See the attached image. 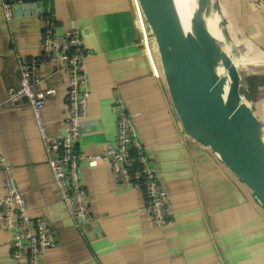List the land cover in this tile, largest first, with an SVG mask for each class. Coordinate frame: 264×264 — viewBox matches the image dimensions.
Wrapping results in <instances>:
<instances>
[{
  "label": "crops",
  "instance_id": "0c3cea01",
  "mask_svg": "<svg viewBox=\"0 0 264 264\" xmlns=\"http://www.w3.org/2000/svg\"><path fill=\"white\" fill-rule=\"evenodd\" d=\"M55 15V31L82 33L92 52L88 116L79 149L89 221L74 220L54 184L43 141L27 100H8L20 80V60L42 56L40 16L21 12L9 23L0 3V144L32 220L43 218L57 246L45 264H264V208L253 190L183 129L170 97L157 48L138 26V0H38ZM219 19L236 50L264 70V0H216ZM27 9V8H23ZM143 14V13H142ZM144 17V15H143ZM145 18V17H144ZM146 20V19H145ZM146 42H143L144 39ZM243 45V46H242ZM40 89L55 90L44 115L53 136L66 131L68 77L53 56L40 66ZM247 101L264 123V73L248 74ZM126 103L156 163L160 185L174 209V224L158 227L141 190L124 186L107 160L92 163L114 140V93ZM6 184L0 170V199ZM2 209L0 207V221ZM78 223H82L80 227ZM12 233L0 227V264H24L11 253Z\"/></svg>",
  "mask_w": 264,
  "mask_h": 264
},
{
  "label": "built area",
  "instance_id": "2783aa9c",
  "mask_svg": "<svg viewBox=\"0 0 264 264\" xmlns=\"http://www.w3.org/2000/svg\"><path fill=\"white\" fill-rule=\"evenodd\" d=\"M0 3L4 17L9 23L18 12L42 18L43 59L20 60L21 77L16 86L9 88L8 100L12 102L27 100L31 105L54 184L70 216L74 220L79 219L82 223H87L88 194L81 181L80 163L84 154L79 149V143L84 133V120L88 116L90 79L86 64L92 52L83 47V36L79 29L71 28L61 35L56 33L55 15L43 2L0 0ZM138 13V26L147 27L148 42L153 41L155 45L154 35L143 17L141 8ZM145 40L148 39H144L143 42H146ZM53 56L61 60L68 77L66 131L57 136L49 133L44 115L46 102L55 94V90L40 89V66ZM113 111L117 120L114 140L106 144L103 154L91 158L92 163L107 160L116 181L144 193L146 209L152 214L156 226L164 228L173 225L174 209L169 195L160 185L156 163L144 145L133 115L119 91L114 93ZM0 170L6 184V194L0 199L2 209L0 227L12 233L10 244L12 256L19 260L27 253L28 258L24 264H45L43 255L46 250L57 246V240L43 218L32 220L29 216L28 202L16 183L13 168L7 162L1 144ZM82 223H78L77 226L80 227Z\"/></svg>",
  "mask_w": 264,
  "mask_h": 264
},
{
  "label": "water",
  "instance_id": "95a60500",
  "mask_svg": "<svg viewBox=\"0 0 264 264\" xmlns=\"http://www.w3.org/2000/svg\"><path fill=\"white\" fill-rule=\"evenodd\" d=\"M184 131L210 148L252 190L264 208V123L242 95V75L230 53L216 0H198L188 27L172 0H138ZM214 10L218 35L204 12ZM222 66L225 74H220Z\"/></svg>",
  "mask_w": 264,
  "mask_h": 264
},
{
  "label": "bare ground",
  "instance_id": "6f19581e",
  "mask_svg": "<svg viewBox=\"0 0 264 264\" xmlns=\"http://www.w3.org/2000/svg\"><path fill=\"white\" fill-rule=\"evenodd\" d=\"M172 2L175 8L177 9L178 13L180 14L182 20L189 27L191 24V18L195 15L198 9V0H172ZM204 16L206 18V21H208V23L212 27V29H214L216 33H218V35H221V28L216 11L207 9V11L204 12ZM236 62L238 68H240L241 66H245L246 63L244 57L237 58ZM218 71L220 74H225L222 66L218 67Z\"/></svg>",
  "mask_w": 264,
  "mask_h": 264
},
{
  "label": "rangeland",
  "instance_id": "374dc122",
  "mask_svg": "<svg viewBox=\"0 0 264 264\" xmlns=\"http://www.w3.org/2000/svg\"><path fill=\"white\" fill-rule=\"evenodd\" d=\"M220 33H221V30H220ZM228 44L230 45L229 46L230 53L234 57L235 64L237 63L236 62L237 58H241V57L245 58V61H246L245 66H241L239 68L243 80H246V77L248 74L259 75V74L264 73V70L262 69L263 67H261V64H259V62H254L255 59L250 58L249 54L247 55L246 51H244V53H243L242 50H240V51L236 50L234 48V45H232L230 41L228 42ZM246 89H248L246 86L244 88H242L241 93H242V95L245 96V98L247 100V91L248 90H246Z\"/></svg>",
  "mask_w": 264,
  "mask_h": 264
}]
</instances>
